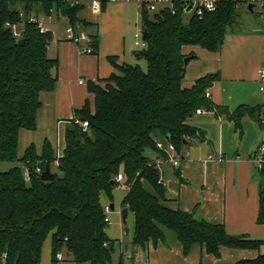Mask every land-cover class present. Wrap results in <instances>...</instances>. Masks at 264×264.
I'll return each instance as SVG.
<instances>
[{
  "label": "trees",
  "instance_id": "obj_1",
  "mask_svg": "<svg viewBox=\"0 0 264 264\" xmlns=\"http://www.w3.org/2000/svg\"><path fill=\"white\" fill-rule=\"evenodd\" d=\"M89 1L0 0V163L22 166L0 173V264H40L49 238L52 264H58L60 253L75 264H114L116 242L107 235L109 222L101 194L113 202V191L121 186L128 189L122 206L135 217L131 242L135 251H147L151 243H166L164 229L175 233L186 255L194 245L217 258L223 247L259 250L264 241L230 235L224 225L167 207L158 162L147 154L150 151L168 161L157 143L173 144L177 155L192 144L208 143L203 130L187 124L199 109L226 117L237 130L246 115L260 119L261 124L264 106H242L231 112L207 97L219 75L184 86L185 60L192 59L183 53L184 47L220 52L228 32L240 24L241 5L249 8V0H222L215 12L202 17L193 14L187 22L188 13L180 3L155 11L152 18L151 11L143 9L146 47L133 54L147 62V71L111 57L113 74L102 84L89 85L93 108L87 101L67 123L62 155L46 140L41 154L32 144L19 158L20 131L37 130L40 95L55 89L59 69L58 58L49 51L52 30L42 34L29 20L41 15L65 18L75 30L88 34L82 52L92 49L95 54L98 35L89 34L91 24L79 18ZM101 1L104 9L107 0ZM9 23L22 24V45L6 26ZM82 122L89 124L86 136ZM26 168L31 171L30 182L24 178ZM47 168L54 174L51 181H43L36 173ZM260 173L258 223L264 225V170ZM120 174L122 181L117 179ZM238 264H264V255Z\"/></svg>",
  "mask_w": 264,
  "mask_h": 264
},
{
  "label": "crops",
  "instance_id": "obj_2",
  "mask_svg": "<svg viewBox=\"0 0 264 264\" xmlns=\"http://www.w3.org/2000/svg\"><path fill=\"white\" fill-rule=\"evenodd\" d=\"M131 4L107 3L100 12H94L90 3L86 4L79 18L91 24L89 34L98 35L99 47L95 54L83 53L84 43L69 41L63 22L50 26L54 40L49 51L59 61L58 82L54 90L40 95L42 106L38 112L37 130L20 131L19 158L32 144L41 154L46 140L59 156L62 155L68 121L87 101L93 108L89 85L102 84L113 74L111 57H117L120 64L126 62ZM261 20L262 25L254 22L243 30L235 28L229 31L218 53L199 46L184 47L183 53L192 57L186 67L184 86L191 87L197 80L210 74L219 75V80L209 90L210 99L215 105L231 112L242 106L263 107L264 92L259 89L258 78L259 70L264 65V15ZM187 124L203 130L208 143L192 144L182 155L175 154L181 161L178 167H174L170 161L159 159L155 153L151 152L150 155L159 163L167 188L166 206L194 213L198 219L212 224L224 225L230 235H245L264 241V225L258 223L263 176L253 162L254 153L264 139L260 119L246 115L241 121V129L237 130L233 121L204 110L189 118ZM127 193L128 189L124 186L115 188L113 202L106 193L101 194V203L105 208L113 204V211L118 206L120 211V216L108 214L113 228L107 229V235L116 242L115 248L118 246L120 250L117 259L113 253L114 264H238L264 255V245L259 250L223 247L219 258L207 254L200 245H194L186 255L175 233L167 229L163 230L166 243H151L147 251H135L131 247L135 217L129 212L128 219L131 217L133 223L128 228L129 233H126L121 216ZM121 225L123 229L119 227ZM125 235L129 236V242H126ZM48 241L46 252L50 258H47V262L52 264L51 238L44 246ZM45 248L42 260H46ZM129 255L132 256L130 259ZM64 262L75 264L65 258Z\"/></svg>",
  "mask_w": 264,
  "mask_h": 264
},
{
  "label": "built area",
  "instance_id": "obj_3",
  "mask_svg": "<svg viewBox=\"0 0 264 264\" xmlns=\"http://www.w3.org/2000/svg\"><path fill=\"white\" fill-rule=\"evenodd\" d=\"M221 1L222 0H107V3H116V2L133 3L141 11L145 9L147 11H152V12L159 11L160 9L167 8V7H170L173 9L176 3H180L182 4L183 7L186 8V13L192 12V15L195 14L199 17H202L205 12H208V13L215 12L218 9V6L221 3ZM248 2L251 4H259L264 9V0H249ZM89 3L94 12L101 11L102 9L101 0H90ZM29 22L32 24H35L37 29L42 34L48 32L51 25L63 22L66 25V36L69 41L74 42V43H79V44L83 42H89L88 34L85 31L81 29L75 30V28L72 27L69 24V22L63 17L57 19L54 16L41 15L39 17H31ZM6 26L11 30L12 35L16 40L19 41L23 39L25 30L22 28L23 27L22 24L9 23ZM135 37H136L135 45L145 48L146 43L143 39V33L136 34ZM138 38H142V41L140 42ZM91 51L92 49H88L86 53L91 54ZM258 82H259L260 91L264 92V65L259 70ZM80 83L82 84L83 81H81ZM207 97L209 99L211 98L210 91L207 92ZM203 112L204 110L199 109L197 110L196 114H201ZM81 125L83 127V131H87L88 126H89L88 122H82ZM261 127L264 133V111H263L262 118H261ZM157 147L161 150H164L168 154L169 156L168 161L172 162L174 167L180 166V163H181L180 159L174 156L176 154V151H175V146L173 144H168L167 146H164L162 143H157ZM253 162L259 171L264 170V139L254 153ZM158 167H159V163H158ZM30 172L31 171L28 168L25 169L24 178L26 182L31 181ZM36 173L38 175H42L43 172L40 169H37ZM117 179L119 181H122L123 175L120 174L117 177ZM105 211L107 214V221L110 224L108 214L111 213V207L107 206L105 208ZM105 245L107 246V244ZM131 257H132L131 255L128 256L129 259ZM57 260L58 262L64 261V256L62 253L57 255Z\"/></svg>",
  "mask_w": 264,
  "mask_h": 264
},
{
  "label": "rangeland",
  "instance_id": "obj_4",
  "mask_svg": "<svg viewBox=\"0 0 264 264\" xmlns=\"http://www.w3.org/2000/svg\"><path fill=\"white\" fill-rule=\"evenodd\" d=\"M131 16H130V25L128 28V32H127V53H126V63L130 64V65H139L143 71H147L148 69V65L147 62L145 60H137L134 56V52H141L142 51V47L141 46H136L135 42H136V34H141L142 30H141V18H142V12L141 10H139L135 4H131V12H130ZM154 15V12H150L149 13V17L152 18ZM240 19H239V23L241 21V23L239 25H237L236 28H241L242 30L245 29V27L247 28L250 23H254V22H258L259 24L262 25V20H261V16L264 15V9L259 5V4H255V8L254 11L251 12L248 8V5H241L240 8ZM192 16V12L186 14L185 16V21L187 22ZM138 40L141 42L142 38H138ZM148 156L151 155V152L148 151ZM13 166H19L22 167L21 164H11V163H0V173L8 171L10 168H12ZM112 214H116L118 216H120V211H119V206L117 209H115V211H111ZM132 218L129 217L128 221H127V225L125 228H131L132 227ZM112 224L109 225V229L113 228V226H111ZM121 229H123V225L119 226ZM125 239L126 242H129V236L125 235ZM48 243V244H47ZM46 243V246H44L45 248V252L44 255L46 256V260L45 258H43L42 260V264H49V262H47V258H50L49 256H47V248L49 247V241ZM130 245L128 243L127 248H129ZM132 247V246H131ZM119 247L116 246L115 251H114V258H118L119 255ZM43 257V255H42ZM67 258V260H71L69 257H65ZM58 264H67V262H58Z\"/></svg>",
  "mask_w": 264,
  "mask_h": 264
},
{
  "label": "water",
  "instance_id": "obj_5",
  "mask_svg": "<svg viewBox=\"0 0 264 264\" xmlns=\"http://www.w3.org/2000/svg\"><path fill=\"white\" fill-rule=\"evenodd\" d=\"M253 8H254V5H253V4L249 5V10H250V11H253V10H254ZM146 38H147V33L144 32V33H143V39H146ZM23 43H24V40H23V39L19 40V44H20V45H22ZM188 61H189V59L187 58V59L185 60V63H188ZM82 133H83L84 136L88 135V131H83ZM152 139H153V141H155V142L157 141L156 138L153 137V136H152ZM41 179H42L43 181H51V180L54 179V174L51 172V170H50L49 168H47V169L42 173V175H41ZM114 208H115V207H114V205L112 204V205H111V209L114 210ZM128 215H129V210H128L127 208H123L122 211H121V216H122V222H123L124 225H127ZM126 233H129V229H128V228H126Z\"/></svg>",
  "mask_w": 264,
  "mask_h": 264
}]
</instances>
